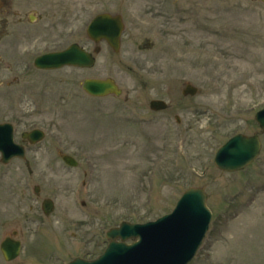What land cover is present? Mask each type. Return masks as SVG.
I'll list each match as a JSON object with an SVG mask.
<instances>
[{
	"label": "rangeland",
	"instance_id": "374dc122",
	"mask_svg": "<svg viewBox=\"0 0 264 264\" xmlns=\"http://www.w3.org/2000/svg\"><path fill=\"white\" fill-rule=\"evenodd\" d=\"M101 11L123 17L118 52L105 47L86 69L33 67L35 55L71 41L91 47L85 26ZM3 15L16 22L0 34V120L23 116L45 135L28 147L29 166L0 163V241L16 230L22 242L11 261L0 252V264L95 256L108 228L170 211L189 186L204 187L212 211L189 264H264V131L247 167L221 172L212 162L231 135L259 130L264 1L0 0ZM88 76H112L122 93L86 96ZM188 82L193 95L182 92ZM155 97L168 107L150 110ZM46 196L55 203L48 216Z\"/></svg>",
	"mask_w": 264,
	"mask_h": 264
},
{
	"label": "water",
	"instance_id": "95a60500",
	"mask_svg": "<svg viewBox=\"0 0 264 264\" xmlns=\"http://www.w3.org/2000/svg\"><path fill=\"white\" fill-rule=\"evenodd\" d=\"M121 28L118 15L101 14L92 20L88 33L95 38L101 35L107 37L116 48ZM34 63L42 68H55L63 64L90 66L93 64V57L78 45L72 44L65 50L40 55L35 58ZM83 88L92 94L119 92L111 79L88 78L84 80ZM186 89L190 93L196 90L190 85H187ZM151 105L156 109L165 107V103L161 100H153ZM255 118L260 127L264 128V108L256 112ZM31 133L35 137L41 135L38 130ZM14 148L18 149L12 143L10 126L0 124L2 161H7L15 153ZM259 149L260 141L257 134L238 133L219 147L214 161L221 169H239L252 161ZM21 152L19 154L22 155ZM205 201L206 194L201 187H189L181 194L171 213L145 223L124 221L107 232L111 241L97 258L75 257L66 264H185L194 254L208 226L210 212ZM116 237L121 240L116 241ZM129 237H138V239L131 243L124 242ZM18 246V242L12 239L7 238L2 241L1 250L7 260L17 254Z\"/></svg>",
	"mask_w": 264,
	"mask_h": 264
},
{
	"label": "flooded vegetation",
	"instance_id": "af4514ba",
	"mask_svg": "<svg viewBox=\"0 0 264 264\" xmlns=\"http://www.w3.org/2000/svg\"><path fill=\"white\" fill-rule=\"evenodd\" d=\"M4 6V5H3ZM2 6V7H3ZM6 12H8V5L6 4L5 5V9L1 12V14H5ZM14 14H18L17 12H14ZM19 18V17H18ZM16 21L12 20V19H8L6 16H2L0 18V23L2 25V28L0 30V34H6L7 32L5 31L6 30V27L7 25H14ZM126 100H128V96L127 94H125L123 97H122V101L123 102H126ZM19 118V117H18ZM24 145L28 144V142H22ZM25 164L28 166L29 164V160H25ZM30 172V171H29Z\"/></svg>",
	"mask_w": 264,
	"mask_h": 264
}]
</instances>
